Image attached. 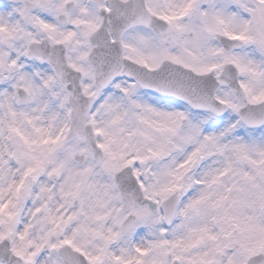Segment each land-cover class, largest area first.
I'll list each match as a JSON object with an SVG mask.
<instances>
[{"label":"snow or ice","instance_id":"snow-or-ice-1","mask_svg":"<svg viewBox=\"0 0 264 264\" xmlns=\"http://www.w3.org/2000/svg\"><path fill=\"white\" fill-rule=\"evenodd\" d=\"M0 264H264V0H0Z\"/></svg>","mask_w":264,"mask_h":264}]
</instances>
